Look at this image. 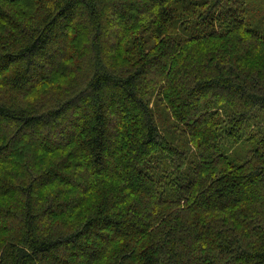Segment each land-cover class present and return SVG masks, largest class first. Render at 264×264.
<instances>
[{
	"label": "trees",
	"instance_id": "1",
	"mask_svg": "<svg viewBox=\"0 0 264 264\" xmlns=\"http://www.w3.org/2000/svg\"><path fill=\"white\" fill-rule=\"evenodd\" d=\"M0 264H264V0H0Z\"/></svg>",
	"mask_w": 264,
	"mask_h": 264
},
{
	"label": "rangeland",
	"instance_id": "2",
	"mask_svg": "<svg viewBox=\"0 0 264 264\" xmlns=\"http://www.w3.org/2000/svg\"><path fill=\"white\" fill-rule=\"evenodd\" d=\"M106 31H107V27H106ZM240 147H241V144L238 145V146L235 148V152H237V151L240 149ZM241 151L245 152L244 149H241ZM241 151L239 150V153H240Z\"/></svg>",
	"mask_w": 264,
	"mask_h": 264
}]
</instances>
